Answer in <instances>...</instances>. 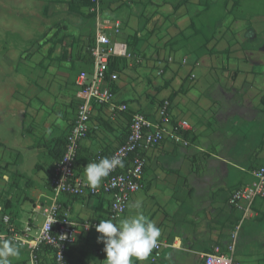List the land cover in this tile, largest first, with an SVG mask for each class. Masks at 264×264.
I'll list each match as a JSON object with an SVG mask.
<instances>
[{
    "label": "crops",
    "instance_id": "1",
    "mask_svg": "<svg viewBox=\"0 0 264 264\" xmlns=\"http://www.w3.org/2000/svg\"><path fill=\"white\" fill-rule=\"evenodd\" d=\"M172 2L102 0L103 16L120 21L117 38L135 53L131 60L123 58L127 66L117 71L118 80L110 85L114 102L127 104L128 111L111 113L107 104L93 103L90 131L75 158V175L86 180L84 167L94 154L109 157L116 150L127 137L132 113L140 112L154 122L160 102L166 100L171 127L178 121L190 126L179 132L188 145L167 138L145 153L142 187L131 195L116 223L138 211L154 221L161 229L158 241L164 244L159 264H206L203 255L216 247L228 254L230 246L241 264H264V198L256 199L246 212L228 203L230 194L251 184L253 171L264 164V16L246 17L235 2L220 6ZM44 3L41 34L38 40L29 39L27 48H19L18 55L28 66H42L43 73L55 75L47 76L46 88L28 81L25 108L20 109L29 123L31 119L45 126L46 139L34 145L44 159L36 165L44 178H39V185L28 181L23 186L28 196L21 197L22 189L14 184L8 197L0 199L7 202L17 225L29 219L36 203L50 202L48 178L56 161L55 141L68 134L75 119L79 102L76 76L92 69L89 49L94 42V17L90 4L87 0ZM152 32H157V41L163 39L162 52L146 48ZM19 38L24 43L28 40ZM142 45L147 49L145 55ZM65 65L74 71L73 77L65 76ZM4 84L1 90H6ZM32 130V125L26 127L25 135ZM27 147L31 150L29 144ZM17 161L0 165V182H10L11 176L22 178L16 171ZM138 199L142 201L139 210L131 207ZM59 203L76 223L108 219V195L63 194ZM99 235L96 230H81L67 251L66 264H105L104 245L97 243ZM18 247L25 255L10 264L27 259V249ZM150 255L142 264H150ZM44 257L46 264H53L49 250Z\"/></svg>",
    "mask_w": 264,
    "mask_h": 264
},
{
    "label": "built area",
    "instance_id": "2",
    "mask_svg": "<svg viewBox=\"0 0 264 264\" xmlns=\"http://www.w3.org/2000/svg\"><path fill=\"white\" fill-rule=\"evenodd\" d=\"M90 12L94 17V42L89 49L92 69L90 72L81 70L75 79L79 98L77 112L66 139L65 151L53 165L49 180L52 192L50 202L36 203L29 219L23 225L13 222L10 214L4 211V206L0 205V241L12 239L17 246L27 249V259L22 264H46V250L50 251L53 264H66L67 251L75 243L77 234L81 230H95V226L99 224L100 221H72L68 210L63 209L59 203L60 195H108V219L116 223L124 214L131 195L142 187L145 153L167 138L174 143L188 145V141L179 132L190 128L189 124L186 121H178L171 127L168 102L164 100L157 109L158 119L154 122L140 112L131 114L126 139L109 156L121 159L123 167L115 168L95 189L90 187L87 180L75 175V158L81 140L90 131L93 103L107 104L111 113L128 111L127 104L114 102L110 85L118 80L119 75L110 69L111 59L121 57L131 60L135 57V53L129 51L127 44L117 38L121 33L120 21L103 16L102 0H90ZM103 157L105 156L98 152L92 160L98 162ZM253 178L251 184L230 194L229 205L246 212L256 199L264 198V164L253 171ZM37 215L43 217L40 225L35 224ZM88 224L91 227L86 228L85 225ZM163 245L157 242L150 255V264H159ZM203 256L206 258V264H241L234 257L233 246L229 247L228 254L222 253L216 247L212 253Z\"/></svg>",
    "mask_w": 264,
    "mask_h": 264
},
{
    "label": "rangeland",
    "instance_id": "3",
    "mask_svg": "<svg viewBox=\"0 0 264 264\" xmlns=\"http://www.w3.org/2000/svg\"><path fill=\"white\" fill-rule=\"evenodd\" d=\"M44 1L0 0V87L4 83V85H7L6 90L0 88V165L4 166L6 163L11 165L18 158L16 171H20L22 176L19 179H14L15 177L11 176L10 182H0V199L8 197L10 187L14 184L18 186V189H22L28 181L39 185L42 182L39 178H44V173L36 168L37 164L44 163V159L39 154V149L34 145L37 144V141L46 139L43 134L45 126L41 123H33L31 119L29 123V118L24 117L20 109L25 108L23 99H25L24 95L27 93L28 81L37 82L42 88H46L49 85L46 81L50 82L47 76L54 78L55 75L49 72L45 74L42 66L32 64L28 66L18 58L19 48H27L30 46L29 39L38 40V36L41 34L42 20H44L41 14L42 7L45 4ZM167 1H173V4H170L176 5L182 0ZM192 1H202L216 6H220V3L229 2L230 4V2H235L236 4L239 3V11L244 13L246 17L250 14L264 16V0H190V2ZM165 13H168V11H165ZM204 13L207 15L206 17H209L208 11ZM212 17H215V15H212ZM169 21L172 22L174 19L170 18ZM156 33H153L150 41H147L146 48L148 47V50L154 52H162L165 48L164 42L163 39L157 41L159 37ZM20 35L28 40L25 43L22 42L19 38ZM146 48L142 45L141 49L144 55L147 53ZM65 66L67 67L65 76L67 78L73 77L74 71L69 69V65ZM42 75L43 77H41ZM31 125L33 128L32 134L25 135L26 127ZM28 144L31 150H28ZM4 173L11 174L9 171H4ZM27 191V189H22L19 191V195L24 197L27 195ZM0 205H2V201ZM25 207H29L28 202L25 203ZM36 218V223L40 225L43 217L37 215ZM23 220V222L27 220L26 213ZM19 250V256L9 257V262L12 259H22L24 257L23 250Z\"/></svg>",
    "mask_w": 264,
    "mask_h": 264
},
{
    "label": "clouds",
    "instance_id": "4",
    "mask_svg": "<svg viewBox=\"0 0 264 264\" xmlns=\"http://www.w3.org/2000/svg\"><path fill=\"white\" fill-rule=\"evenodd\" d=\"M117 167H123V162L116 156L103 157L98 162L88 163L84 167L86 180L90 187L95 189ZM131 207L141 209L142 201L138 199ZM95 230L100 234L97 243L104 245L105 264H135V261L142 264L152 253L161 236V229L142 211L119 223H114L112 219H102L95 226ZM19 254V247L12 239L0 241V264H10L8 258Z\"/></svg>",
    "mask_w": 264,
    "mask_h": 264
},
{
    "label": "trees",
    "instance_id": "5",
    "mask_svg": "<svg viewBox=\"0 0 264 264\" xmlns=\"http://www.w3.org/2000/svg\"><path fill=\"white\" fill-rule=\"evenodd\" d=\"M87 3H89L90 4V0H87ZM130 51V50H129ZM132 52V51H131ZM126 66H127V62H126V60L125 59H119V58H113V59H111V62H110V69L111 70H114V71H120V69H121V72L126 68ZM162 102L163 101H161L160 102V105L162 104ZM77 107H78V104H77ZM76 112H77V110H76ZM75 116H76V114H75ZM73 122H74V120H73ZM73 122H72V124H71V127H72V125H73ZM71 129V128H70ZM128 130H129V128H128ZM68 134H69V132H68ZM68 134L65 136V137H61V138H58V139H56V141H55V146H54V153H55V155H53V157L55 158V162H54V164L61 158V156L63 155V153H64V151H65V144H66V139H67V136H68ZM128 134V133H127ZM124 142V141H123ZM122 142V143H123ZM97 154V153H96ZM96 154H94V156H93V158L96 156ZM92 158V159H93ZM93 162V160L91 161V163ZM53 171V170H52ZM51 174H52V172H50L49 173V178H48V185H49V180H50V176H51ZM67 196H69V195H67ZM71 197V196H70ZM7 202H3L2 203V205L4 206V211L5 212H8V209H7ZM9 213V212H8ZM24 262V261H23ZM23 262H20V263H14V264H22Z\"/></svg>",
    "mask_w": 264,
    "mask_h": 264
}]
</instances>
